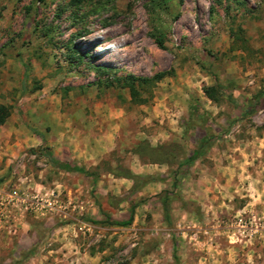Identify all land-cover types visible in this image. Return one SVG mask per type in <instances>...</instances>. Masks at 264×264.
Listing matches in <instances>:
<instances>
[{
    "label": "rangeland",
    "instance_id": "rangeland-1",
    "mask_svg": "<svg viewBox=\"0 0 264 264\" xmlns=\"http://www.w3.org/2000/svg\"><path fill=\"white\" fill-rule=\"evenodd\" d=\"M157 73L140 101L104 83ZM0 105V264H264V0H0ZM205 134L166 225L173 166L149 150Z\"/></svg>",
    "mask_w": 264,
    "mask_h": 264
},
{
    "label": "trees",
    "instance_id": "trees-1",
    "mask_svg": "<svg viewBox=\"0 0 264 264\" xmlns=\"http://www.w3.org/2000/svg\"><path fill=\"white\" fill-rule=\"evenodd\" d=\"M237 39L238 38H235V40ZM156 44L159 47L161 46V42L158 39H156ZM69 49H71L72 53H75L77 55L76 59H77V63H79L80 62L79 60L82 56L77 52V50L75 49L72 50V48ZM95 69L98 71L100 70L101 73L107 72V68L105 67L95 68ZM165 75H166L165 73H157L150 78L134 77L130 74L125 76H118V77L112 76L109 80L106 78L104 80V83L106 86H111L112 84L120 85L121 87L125 88L128 91L131 100L140 101L139 91L153 85L155 82L160 81ZM220 89H221L220 86L214 84L213 86L203 88L202 92L207 99L215 102L218 98ZM257 98L258 96L254 100V102L248 104L246 108L241 111L240 113L241 118L253 111L254 105L257 104V100H258ZM226 99L230 103H235V101L231 100L230 96H226ZM190 109L192 111L194 110L192 107ZM7 117H8V111L6 107L0 105V124H2ZM213 141H215V137L213 135L205 134L204 136H202L201 138L195 141L193 150L187 156L180 155L177 150L175 151L176 148H172V147L169 148L160 147L157 148L156 150L154 149L149 150L152 153H156L155 154L156 156L161 157L160 160H155V161H163V163L172 164L173 166L170 171V174L172 176L171 190L170 191L164 190L158 196L159 204L161 206L162 219L166 225L169 224L168 212H169L170 201L174 200L176 197H179L178 193L176 192V188L178 186V177L182 175L185 169H187L194 161L201 158L205 154V152L211 147ZM30 153L35 154L33 150H30ZM46 159L48 161V164L53 168H56L64 172L77 173L85 177H90L93 184L96 181L95 174L88 172L83 168L77 166H69L68 164L65 163L56 162L50 157V155H46ZM115 175L117 177L130 180L132 182L130 191L133 193L138 192L141 188H143L149 183L157 182V178H153L152 176H148V175L143 177L136 176L129 173V171L127 170L122 173H117ZM3 179L4 178H0V183L3 181ZM134 209H135V205H132L129 208L128 218L124 221H111L108 216L104 215L102 221H96L87 218L85 222L89 224H97V225L101 224V225H111L117 227H126L132 221ZM172 251H173L172 254L173 260L177 262L174 246L172 248Z\"/></svg>",
    "mask_w": 264,
    "mask_h": 264
}]
</instances>
